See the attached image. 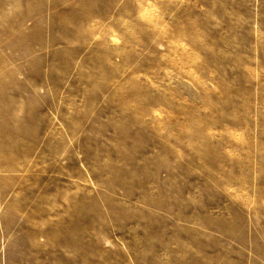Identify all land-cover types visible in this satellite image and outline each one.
Listing matches in <instances>:
<instances>
[{
	"label": "rangeland",
	"instance_id": "obj_1",
	"mask_svg": "<svg viewBox=\"0 0 264 264\" xmlns=\"http://www.w3.org/2000/svg\"><path fill=\"white\" fill-rule=\"evenodd\" d=\"M0 264H264V0H0Z\"/></svg>",
	"mask_w": 264,
	"mask_h": 264
}]
</instances>
